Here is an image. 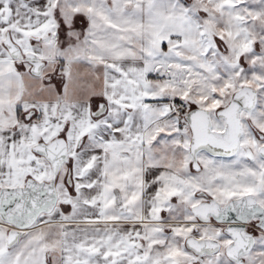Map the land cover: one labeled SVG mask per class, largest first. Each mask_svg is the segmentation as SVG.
<instances>
[{
    "label": "snow or ice",
    "instance_id": "6c2138e0",
    "mask_svg": "<svg viewBox=\"0 0 264 264\" xmlns=\"http://www.w3.org/2000/svg\"><path fill=\"white\" fill-rule=\"evenodd\" d=\"M0 264H264V0H0Z\"/></svg>",
    "mask_w": 264,
    "mask_h": 264
}]
</instances>
